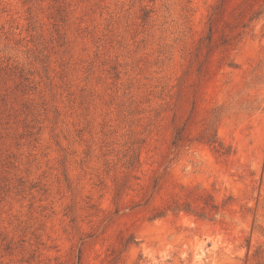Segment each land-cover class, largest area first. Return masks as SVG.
Listing matches in <instances>:
<instances>
[{
	"label": "rangeland",
	"instance_id": "374dc122",
	"mask_svg": "<svg viewBox=\"0 0 264 264\" xmlns=\"http://www.w3.org/2000/svg\"><path fill=\"white\" fill-rule=\"evenodd\" d=\"M245 1L0 0V264H264Z\"/></svg>",
	"mask_w": 264,
	"mask_h": 264
},
{
	"label": "trees",
	"instance_id": "16d2710c",
	"mask_svg": "<svg viewBox=\"0 0 264 264\" xmlns=\"http://www.w3.org/2000/svg\"><path fill=\"white\" fill-rule=\"evenodd\" d=\"M248 7V3L245 1L243 2L239 8L237 9L236 13L233 16L234 21H229L224 24L223 29H221L220 33V41L222 45H232L233 42H238L241 39L244 38V36L247 34L249 28L251 27V24L253 22H257L261 19L264 20V8L260 9H251L250 14H246L245 7ZM212 31V30H211ZM208 142L212 144L218 143L217 135L214 134L210 138H208ZM221 146V144H219ZM210 198V196H209ZM210 207L212 209H217V206L214 204H211ZM169 211L173 213H180L182 211H185L186 213H192L193 211L190 209V206L188 204H185L184 206L177 204L174 208L170 209ZM165 214H158L155 216L161 217Z\"/></svg>",
	"mask_w": 264,
	"mask_h": 264
}]
</instances>
